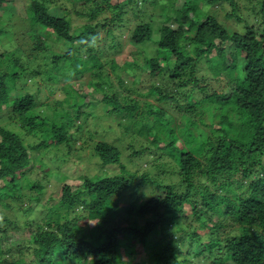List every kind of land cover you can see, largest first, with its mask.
<instances>
[{"label": "trees", "instance_id": "obj_1", "mask_svg": "<svg viewBox=\"0 0 264 264\" xmlns=\"http://www.w3.org/2000/svg\"><path fill=\"white\" fill-rule=\"evenodd\" d=\"M20 1L0 0V11L9 6L20 9ZM202 1L207 7L223 1H231L233 4V0ZM258 1L264 22V0ZM130 3L132 0H97L89 15L94 18L101 11H108L111 16L106 13L103 22L85 24L81 32L72 31L70 20L65 15H60L39 1L31 4L27 15L31 27H44L55 35L61 45L73 46L79 42L75 49L55 59V64L62 60L67 63V66L60 70L62 75L80 76L86 71L98 70L93 75L102 78L101 57L107 51L100 48L96 50L90 37L96 36L98 28L106 29L110 41L108 51L117 49L120 46V36L116 29L121 27L125 6ZM188 12L193 13L194 17H190ZM162 14H167L164 9ZM232 17L237 22L242 21L235 12ZM174 19L179 23L177 30L169 26L160 29L158 53L155 57L148 58V62L151 72L157 73L163 67L160 57L167 61L173 60V78L178 80L176 89L191 84V98L199 94V99L195 102L191 100L184 111L182 106H178L183 118L186 116L185 128L182 129L184 145L175 148L177 137L173 136L166 149L181 169L186 190L175 192L171 185L158 186L157 180L144 176L145 182L166 189V193L163 196L151 197L140 206L124 211L119 207L118 200L138 185L135 175L127 177L120 173L94 178L84 175L83 182L77 183L76 189L65 182L61 200L51 206L49 212L41 218L47 228L44 229V225L35 221L37 233L31 252H23V247H19L17 254L10 253V258H4L5 252L0 238V264H136L131 260L132 255L141 252V248L152 250L157 243L158 248L152 258L139 259L142 264H192L188 253L178 252L174 241L168 237L173 224L181 225L180 221L189 217L185 211L188 205L193 206L190 216L198 215L203 228L208 229L204 237L198 235L199 230H194L195 237L190 238L197 248L203 241V245L211 254L207 257L206 264H224L225 260H229L231 264H264V176H256L253 180L254 171L249 168L250 163H253L264 171V29L259 40L254 26H249L243 21L245 31L231 33L215 17L199 12L193 1L178 8ZM131 35L134 44L142 45L152 40L153 31L150 24L146 23L136 26ZM82 48L87 50L86 59L78 54ZM212 54L215 55L206 59ZM120 59L111 60L114 69L119 67ZM203 60L208 62L215 77L222 72L227 73L229 84L224 91L211 93V86L206 84L205 79L197 77L196 67ZM186 73L192 78L183 80L182 76ZM20 78L19 74L14 73L0 77V109L10 107L24 123L27 133L33 136L42 133L44 141L38 148L52 143L56 146L68 144L69 136L66 132L71 122L68 113L61 115L66 123L47 126L45 118L27 116L35 107L32 93L10 98L11 88ZM95 84L98 89H102L104 85L100 82ZM152 90L153 93H158L163 101L172 97L170 91L161 87H154ZM162 92L167 95L163 96ZM68 94H71L69 90ZM104 102L115 105V108L109 111L111 113L119 112L124 107L115 95L111 98L105 96ZM71 106L77 108L78 104L74 102ZM125 108L132 113L138 110L136 105ZM199 108L202 116L205 115V119H199V125H204L210 130L206 141L199 138V131L195 132L190 128L195 127L196 122L187 115L189 109ZM155 110V114L159 116L157 120L163 126V121H166L165 114L163 110L150 106L149 112L154 113ZM156 127L159 128L158 125ZM151 130H154L153 125H142L139 134L149 135ZM157 138L159 136L155 137ZM153 144L156 145V142ZM28 151L18 135L0 128V187L3 181L18 177L30 168L32 159ZM95 152L104 166L120 162V151L112 144L99 142L95 146ZM39 173L42 174L43 170ZM196 176L205 181L200 179L197 183ZM232 176L236 177L239 186L247 187L250 191L248 195L241 196L237 203L210 189V184H217L221 178ZM245 178L252 180L245 185ZM29 187L39 192L44 186L37 180L34 184H29ZM14 192L13 189L12 193ZM194 193L200 195L202 202L192 201ZM10 194L7 193L5 197ZM112 197L115 199L112 200ZM5 199L0 195V204L7 209L10 205ZM78 206H82L86 212L85 217L81 218L75 214L77 217L72 224L60 221L63 214L75 213ZM202 211L206 213L200 216ZM209 213L221 216L236 215L242 232L222 240L216 227L223 228L224 225L222 222L212 223L210 217H205ZM90 220H96V225L99 223L105 238L96 236L95 227L90 228L91 234L81 233L82 226ZM139 220L144 223L137 226ZM0 222L12 226L13 233L20 229V226L6 218L3 212H0ZM158 229L165 235L164 243L154 237ZM4 230L0 227V234ZM216 247L224 250L223 253L217 251L222 255L213 253ZM200 253L198 249L195 257L200 256Z\"/></svg>", "mask_w": 264, "mask_h": 264}, {"label": "rangeland", "instance_id": "obj_2", "mask_svg": "<svg viewBox=\"0 0 264 264\" xmlns=\"http://www.w3.org/2000/svg\"><path fill=\"white\" fill-rule=\"evenodd\" d=\"M34 1H39L48 8L56 10L62 16L65 15L70 20L72 31L76 32H81L87 23L103 22L107 16L106 13L111 16L108 11H101L94 18L89 15L95 8L97 0H21L18 3L20 9L9 6L0 11V77L13 73L21 77L11 88L10 98H19L32 93L35 98V107L27 113V116L45 118L47 126H52L53 123H66L62 117L63 113H68L71 119L66 132L69 136L68 144L56 146L52 143L38 148L37 146L44 141L42 133L39 132L37 136L27 133L24 123L10 107L0 109V128L18 135L29 150L32 159L28 170L18 177L3 181L0 187L1 197L6 198V203L10 205L9 208L4 209L0 204V212L20 226V229L13 233L12 226L0 222V227L5 229L0 234L2 249L5 252L4 258H10V253L17 254L16 250L19 247L24 248V250L21 248L23 252H31L37 233L35 221L44 225V229L47 228L45 221L41 218L49 212L51 206L61 200L65 182L76 189L77 183L83 182L84 175L93 178L120 173L127 177L135 175L138 185L118 200L119 207L124 211L140 206L151 197L163 196L166 193V189L145 182L144 176L157 180L158 186L171 185L175 192L186 190L181 169L166 149L173 136L177 137L174 142L175 148L184 145L182 129L185 128L186 116L183 118V113L178 106H182L184 111L191 100L195 102L199 99V94L191 98V84L176 89L178 80L173 78V60L167 61L160 57L163 67L157 73L151 72L148 62V58H153L158 53L157 42L160 39V29L169 26L177 30L179 23L174 18L178 8L193 1L199 12L215 17L231 33H243L244 21L249 26H254L259 40L264 29L258 0H233V4L231 1H223L209 7L205 6L202 0H132V3L125 6L121 27L116 29L120 36L118 40L120 46L117 49L108 51L110 41L106 29L98 28L96 36L90 37L96 50L100 48L107 51L101 57L102 78L93 75L98 70H89L80 76L66 77L60 71L67 66L66 61L62 60L59 64H55V59L75 49L79 42L73 46H63L55 35L44 27H31L27 9ZM164 6L166 8H163ZM163 9L166 15L162 14ZM234 12L242 19L241 22H237L232 17ZM188 14L194 17L193 13L188 12ZM146 23H149L152 28V40L142 45L134 44L131 41L132 32L136 26ZM78 54L83 59L88 56L86 48L79 49ZM119 58H121L118 61L120 65L114 69L111 66V60ZM125 63L128 65L125 66ZM196 75L198 78L205 79L206 84L211 86L209 89L211 93L224 91L229 84L227 73L222 72L215 77L206 60L198 64ZM191 78L192 76L188 73L182 76L183 80ZM99 82L104 84L102 89L96 87L95 83ZM154 87L170 91L171 99L163 101L158 93L152 92ZM68 90L71 92L70 95ZM114 95L124 107L119 112L111 113L109 111L113 110L115 105H108L104 102V98L105 96L111 98ZM162 95L167 94L162 92ZM74 102L78 104L77 108L71 106ZM133 105H136L138 109L134 113L125 108ZM150 106L163 110L166 117L163 126L157 120L159 116L155 114L156 110L154 113L149 112ZM201 113L200 108L199 110L189 109L187 115L196 122V126H190V128L195 132L199 131V138L206 141L210 130L204 125L200 127L199 119L201 117L205 119V115L202 116ZM142 125H153L154 130H161H151L149 135H140L139 130ZM154 125H158L159 128ZM156 136L159 138L155 139ZM154 141L156 145L153 144ZM99 142L112 144L120 151L118 164L104 166L101 163L95 152V146ZM249 168L254 171L253 180L256 176H264V171L259 166L250 163ZM40 170H43L42 174L39 173ZM196 178L197 183L200 179L205 181L203 178L197 176ZM252 179L245 178L243 182L245 184ZM37 180L44 186L39 192L29 187V184H34ZM236 180L235 176L221 178L217 184H210V189L237 203L241 196L248 195L250 191L247 187L239 186ZM141 181L144 183H140ZM13 189L14 193H12ZM7 193L11 194L5 197ZM111 199L114 200L115 197ZM191 199L193 202H202L199 194L194 193ZM185 209L189 217L181 220V225L173 224L168 237L174 241L178 252L188 253L187 256L192 264H206L207 257L211 254L203 245V241L197 248L195 242L191 243L190 238L195 237L194 230L195 232L199 230L198 235L204 237L208 229L203 228L198 215L190 216L192 205L186 206ZM205 213L202 211L199 215L202 216ZM75 214L81 218L87 215L82 206H78L75 213L63 214L60 221L72 224L77 217ZM205 217H210L212 223L222 222L223 228L216 227L222 240L242 232L236 215L221 216L209 213ZM142 222L144 223L139 220L137 226L142 225ZM96 223V220L86 222L81 228V233L91 234L90 228L95 227L96 236L105 238L99 223L97 225ZM154 237L161 243L165 241V235L159 229ZM152 248V250L147 247L141 248V252L134 253L131 260H134L136 264H142L139 259L152 258L153 253L157 251L158 243ZM198 249L201 251L200 256L195 257ZM217 251L223 253L224 250L216 247L213 253ZM224 264L231 263L225 260Z\"/></svg>", "mask_w": 264, "mask_h": 264}]
</instances>
